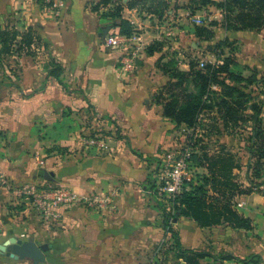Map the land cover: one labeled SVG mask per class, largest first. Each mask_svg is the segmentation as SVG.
<instances>
[{
	"label": "crops",
	"instance_id": "obj_1",
	"mask_svg": "<svg viewBox=\"0 0 264 264\" xmlns=\"http://www.w3.org/2000/svg\"><path fill=\"white\" fill-rule=\"evenodd\" d=\"M54 1L57 7L49 11L42 8L45 0H0L1 26L9 18L16 29L31 26L41 37L40 45L30 48L33 54H11L0 64V175L15 187L47 181L78 195L111 193L112 200L101 210L65 206L47 224L23 198L0 188V243L9 237L47 243L46 261L38 264H154L153 252L170 239L164 218L170 209L178 212L151 193L153 173L161 155L183 143V126L163 115L166 94L158 97L170 80L162 67L173 59L187 70L188 61L200 56L196 23L188 21L203 8L190 14L184 7L189 0H170L163 17L177 24L172 31L177 40L168 41L156 29L162 19L118 0L120 17L142 38L135 70L125 72L119 63L125 51L102 45L103 29L118 32L106 15L111 6L92 10L91 0ZM204 8L208 19L218 22L211 40L220 32L232 38L253 32L226 30L218 8ZM149 46L155 47L151 54ZM56 65L58 78L50 75ZM107 130H117L120 138L103 136L102 147L83 142L91 132ZM235 201L252 221L251 230L226 227L239 232L238 245L216 244L221 225L199 227L180 216L173 225L181 246L242 258L254 253L264 264V196L252 191ZM0 264L35 263L0 253Z\"/></svg>",
	"mask_w": 264,
	"mask_h": 264
},
{
	"label": "trees",
	"instance_id": "obj_2",
	"mask_svg": "<svg viewBox=\"0 0 264 264\" xmlns=\"http://www.w3.org/2000/svg\"><path fill=\"white\" fill-rule=\"evenodd\" d=\"M170 0H129L127 7H137L139 12H148L162 19L169 8ZM108 0H102L91 5L92 10H97L100 5L105 6ZM207 5L218 8L222 15V26L232 31H259L264 28V0H189L185 8L190 14ZM111 9L106 11L112 20V25L118 28V33L130 35L136 31L132 29L129 21L120 17L121 3L116 1ZM218 24L210 20L207 25L200 27L194 24V33L198 41H209L213 37L212 27ZM226 39L219 46L223 45ZM41 37L34 27L28 26L24 30H18L14 25H0V64L6 56L11 54H33L32 45H40ZM157 45V44H156ZM45 46V44H44ZM46 47V46H45ZM155 47L146 49L151 54ZM198 58L188 61V69L180 70L171 59L163 64L162 70L169 74L170 80L159 91L158 97L166 94L167 99L163 103V115L168 117L176 126H184L190 130L187 145L191 148V159L201 170L196 174L194 182L187 183V187L181 191L172 201L167 202L169 207L181 216L194 220L199 227L213 225H226L234 229H252V221L244 216L236 208L235 197L248 194L252 191H260L264 180L252 183L248 180V187L239 185L233 178V170L239 168L235 155L227 149L225 144L217 142L216 151L208 153L206 150L198 153L196 143H203L210 130L218 129L222 125L225 134L235 133L239 128L244 131V147L249 153L256 152V161L252 167L256 179H259L261 158H264V128L261 125L262 102L251 101L249 109L251 114L243 115L245 104L250 101V95L246 88L251 86L256 89H264V70L259 78H244L236 75L230 69L234 62L229 56L223 59L215 58L213 62L204 61L203 67H198ZM56 65L50 70V75L59 77ZM264 98V90H263ZM208 121V123H205ZM245 121L244 126H240ZM209 132H207V129ZM244 128V129H243ZM102 134V135H99ZM118 136V131L109 130L91 132V137ZM201 138V139H195ZM194 140V141H192ZM194 142V143H192ZM250 164V163H249ZM205 166V167H204ZM248 166V165H247ZM204 167V168H203ZM255 179V180H256ZM250 182V183H249ZM154 183V181H153ZM154 184L151 186V190ZM160 202V201H159ZM166 205V203L160 202ZM174 218V217H172ZM164 227L170 234L168 244L163 245L165 252L172 251L175 259L183 264H225L236 259L232 254L212 255L206 251L181 246L178 234L172 225H168V214L164 218ZM205 258L211 261L203 262ZM241 264H261V258L252 254L238 259ZM159 264V263H158ZM162 264V263H160ZM178 264V263H177Z\"/></svg>",
	"mask_w": 264,
	"mask_h": 264
},
{
	"label": "rangeland",
	"instance_id": "obj_3",
	"mask_svg": "<svg viewBox=\"0 0 264 264\" xmlns=\"http://www.w3.org/2000/svg\"><path fill=\"white\" fill-rule=\"evenodd\" d=\"M99 1H102V0H91V3L92 5H95ZM204 10L205 8L199 11V14H198L202 19L201 23L198 24L200 27H204L202 25H207L210 21L208 19V13H206ZM12 21L13 20L8 18L6 22H8V24L10 25ZM166 21H167V18L163 17L162 21L158 23L159 27H157L156 29L157 31L160 30L161 32L159 31V33H161V35H163L166 39L168 37V41H171V40L176 41L177 39H174V37L177 38V36L176 34H172V31L174 28L173 26H176L177 24L173 22L172 18L168 20L167 22ZM188 22H189V25L190 23H194L192 22V20H189ZM178 27L180 28L181 26H178ZM213 36H214V33H213ZM214 39L215 40H211L210 43H207L205 41H200L198 43L202 48V51H200L202 55L199 54L200 55L199 57L197 55L195 56H197L199 60L207 61L211 59L214 60L215 58L223 59L224 56H229L234 61L230 67V69L232 70L234 74L236 75L239 74L244 78L254 77L253 76L254 73L256 75V78H259L261 76L262 71L264 70V28L259 31L248 32L247 34H244L243 36L240 35L238 38H232L230 36H223V32H220L218 36L214 37ZM224 39H226L224 44L219 46V43H222ZM184 47H186L185 49L189 53L190 51V50L188 51V49L190 48L189 45L184 44L182 45L181 48L184 49ZM198 67L200 68L199 65ZM263 90L264 89H261V88L256 89L255 87H251V86L246 88V93L250 95V101L245 104L246 109L243 110L242 113L244 116L251 114V111L249 109L251 101L254 100L256 102H262L260 118H261V125L264 128V98L262 96ZM205 123H208V121H206ZM245 123L246 122L243 121V124H241L240 126H244ZM219 127L220 128L218 129H220V131H223L222 125L219 124ZM209 129L210 128L207 129V132H209ZM218 129L213 128L212 130H210V133L207 135V138L204 140L202 144L198 142L196 143L197 152L200 154L206 150L208 153H213L214 151H216L215 145L217 144V142L223 143L225 144L227 149H229L235 155V159L236 161H238L239 168H236L233 170V178L239 185L248 187V180H251L252 183H259L258 181L264 180V158H261V161H260L261 162L260 169H259L260 178L259 179L254 178L255 174L252 171V167L256 161V152L254 150L252 151V154H250L248 149L244 147V142H243L244 131L241 130V128H239L235 133L225 134L224 132L223 133L219 132L220 135L217 136L216 132L218 131ZM181 133L183 134V140H182L183 143L182 144L179 143V146L177 148L184 147L187 145V143H189L187 140L191 133L190 130H187L183 126ZM195 139L198 140L201 138L195 137ZM40 183L49 184L47 181L40 182ZM260 191L264 192V184L260 187ZM166 205H169V204H166ZM180 216L181 215L179 213H173L172 210L170 209L168 213V225H172L173 228L175 229L173 222L174 220H177ZM220 225L221 227L218 228V231L216 232L218 234L217 241L219 243H216V244L221 245L225 243L226 245L229 244L230 246L238 245L239 244L238 242L239 232L235 230L227 229L226 227L228 225H226L225 223H222ZM185 249H188V248H185ZM197 250L208 252L206 249H197ZM160 254H162L161 255L162 259L158 257L160 256ZM221 254H230V253L229 252H218L215 256H220ZM152 256H153V259L155 258L154 262H152L154 264H158V263L159 264L160 263L180 264V262L175 259L172 251L165 252L164 249H161V251L153 252ZM233 256H235L236 259L229 260L225 264H241L238 261V259H241L242 257H239L237 255H233ZM206 260H208V258H205L203 261H206Z\"/></svg>",
	"mask_w": 264,
	"mask_h": 264
},
{
	"label": "built area",
	"instance_id": "obj_4",
	"mask_svg": "<svg viewBox=\"0 0 264 264\" xmlns=\"http://www.w3.org/2000/svg\"><path fill=\"white\" fill-rule=\"evenodd\" d=\"M106 7L112 6L118 0H108ZM109 5V6H108ZM57 7L54 0H45L42 8L52 11ZM194 23H201L200 16L193 19ZM104 47L118 46L125 52L119 60L120 66L125 72H133L136 68V57L139 48L142 46L141 35L134 31L130 35L118 32L107 33L102 41ZM204 61L198 60V65L203 67ZM102 137L87 136L83 142L91 146L102 147ZM200 168L191 159V148L186 145L180 148L166 150L160 157L157 168L153 173L154 188L151 193L156 200L166 203L172 201L181 193L187 183L194 182ZM0 188L12 190L16 195L34 209L42 221L51 223L56 221L60 215V209L80 204L88 208L101 210L111 204V193L104 195L90 193L78 195L76 192L65 186H53L51 184L27 183L19 186H12L11 182L3 175H0ZM238 205H240L238 203Z\"/></svg>",
	"mask_w": 264,
	"mask_h": 264
},
{
	"label": "water",
	"instance_id": "obj_5",
	"mask_svg": "<svg viewBox=\"0 0 264 264\" xmlns=\"http://www.w3.org/2000/svg\"><path fill=\"white\" fill-rule=\"evenodd\" d=\"M109 27L102 30L101 34L106 35ZM39 175H43L47 179H50V174L46 171H39ZM49 246L47 243L38 244L32 240H22L15 237H9L4 242L0 243V253L5 256L14 259H31L33 263H43L46 261L45 252Z\"/></svg>",
	"mask_w": 264,
	"mask_h": 264
}]
</instances>
